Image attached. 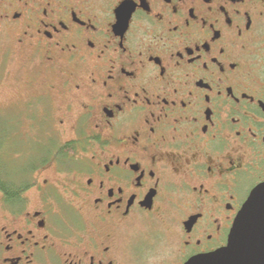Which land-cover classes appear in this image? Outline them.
<instances>
[{
	"label": "flooded vegetation",
	"instance_id": "flooded-vegetation-1",
	"mask_svg": "<svg viewBox=\"0 0 264 264\" xmlns=\"http://www.w3.org/2000/svg\"><path fill=\"white\" fill-rule=\"evenodd\" d=\"M0 52L24 60L31 143L1 179L0 264L228 244L264 183V0H0Z\"/></svg>",
	"mask_w": 264,
	"mask_h": 264
},
{
	"label": "water",
	"instance_id": "water-1",
	"mask_svg": "<svg viewBox=\"0 0 264 264\" xmlns=\"http://www.w3.org/2000/svg\"><path fill=\"white\" fill-rule=\"evenodd\" d=\"M188 264H264V183L254 189L237 216L228 244Z\"/></svg>",
	"mask_w": 264,
	"mask_h": 264
},
{
	"label": "rangeland",
	"instance_id": "rangeland-1",
	"mask_svg": "<svg viewBox=\"0 0 264 264\" xmlns=\"http://www.w3.org/2000/svg\"><path fill=\"white\" fill-rule=\"evenodd\" d=\"M23 64L24 60L18 54L0 52V179L5 169L16 167L17 154L23 150V145L31 144L28 138L18 133L23 122L16 116L20 113L16 102L19 97V69Z\"/></svg>",
	"mask_w": 264,
	"mask_h": 264
},
{
	"label": "trees",
	"instance_id": "trees-1",
	"mask_svg": "<svg viewBox=\"0 0 264 264\" xmlns=\"http://www.w3.org/2000/svg\"><path fill=\"white\" fill-rule=\"evenodd\" d=\"M1 179H2V178H1ZM1 179H0V188L2 187V184H3V183L1 182Z\"/></svg>",
	"mask_w": 264,
	"mask_h": 264
}]
</instances>
